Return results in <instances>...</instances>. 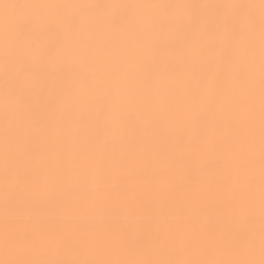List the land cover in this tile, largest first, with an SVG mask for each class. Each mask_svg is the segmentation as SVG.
Here are the masks:
<instances>
[{"label":"snow or ice","instance_id":"snow-or-ice-1","mask_svg":"<svg viewBox=\"0 0 264 264\" xmlns=\"http://www.w3.org/2000/svg\"><path fill=\"white\" fill-rule=\"evenodd\" d=\"M0 264H264V0H0Z\"/></svg>","mask_w":264,"mask_h":264},{"label":"bare ground","instance_id":"bare-ground-1","mask_svg":"<svg viewBox=\"0 0 264 264\" xmlns=\"http://www.w3.org/2000/svg\"><path fill=\"white\" fill-rule=\"evenodd\" d=\"M257 2H258V0H257Z\"/></svg>","mask_w":264,"mask_h":264}]
</instances>
